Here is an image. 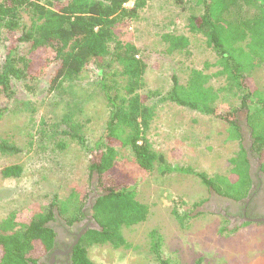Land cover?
I'll list each match as a JSON object with an SVG mask.
<instances>
[{"label": "rangeland", "instance_id": "obj_1", "mask_svg": "<svg viewBox=\"0 0 264 264\" xmlns=\"http://www.w3.org/2000/svg\"><path fill=\"white\" fill-rule=\"evenodd\" d=\"M140 1L137 17L121 31L120 39L133 43L147 64L142 93L156 94L147 101L154 115L146 137L166 164L143 170L129 151L117 147L116 165L130 178L135 198L147 205L148 214L144 221L122 228L125 246L91 245L87 257L96 264H161L159 259L168 264H264V224L230 221L226 197L208 189L195 174L179 170L226 176L232 168L230 159L242 145L247 150L251 146L239 98L224 89V76L213 66L215 53L202 35L191 34L186 27L188 17L201 14L203 8L194 0ZM244 10L245 15L255 12ZM23 20L28 21L25 14ZM165 33L186 36L188 46L166 52L161 38ZM8 43L0 44V62ZM190 69L202 70L208 84L219 91L217 113L237 110L241 140L230 138L228 124L218 117L161 100L172 86V76L184 84ZM53 70L49 64L32 80L11 78V96H0V139L20 149L0 152V170L8 164L22 168L18 177L0 175V220L12 215L21 224L51 208L53 227L71 231L66 222L70 212L61 215L51 204L69 199L85 213L78 223L90 218V204L100 189H95L96 176L88 171L89 149L105 129L108 108L93 70L51 91L48 80ZM250 78L253 86L264 89V62ZM72 123L83 144L68 136ZM153 236L160 238L159 259L152 250Z\"/></svg>", "mask_w": 264, "mask_h": 264}, {"label": "trees", "instance_id": "obj_2", "mask_svg": "<svg viewBox=\"0 0 264 264\" xmlns=\"http://www.w3.org/2000/svg\"><path fill=\"white\" fill-rule=\"evenodd\" d=\"M129 1L0 0V44L4 40L10 42L0 62V96H11V78L32 80L52 64L49 90H58L64 81L93 70L106 100L105 129L89 149L88 158V171L96 176L95 189H100L89 210L98 228H89L81 235L73 247L71 264H96L87 257L86 250L91 245L125 246L122 228L144 221L148 214L147 205L135 198L130 178L116 165L117 147L129 151L143 170L166 164L163 155L153 150L146 137L154 115L153 106L147 101L156 94L142 93L147 64L133 43L120 39L121 31L137 17L142 5V1L136 0L128 7ZM194 1L203 10L199 15L189 16L186 27L191 34L204 37L207 47L215 53L213 66L218 68L217 75L224 76V89L234 91L239 98L250 148L264 177V89L253 86L250 78V72L264 62V0ZM245 8L255 12L245 15ZM24 14L27 22L23 20ZM161 38L167 44L166 52L181 51L189 44L184 35L165 33ZM17 42L24 47L19 48ZM218 94L202 70L190 69L184 84L172 76V86L161 100L218 117L228 124L230 138L241 140L237 110L217 113ZM70 128L73 131L68 136L83 144V136L75 124ZM18 151L19 147L0 139L1 153ZM230 162L232 168L226 176L209 177L192 169L179 170L195 174L216 194L239 200L247 195L251 184L247 149L242 145ZM21 172V166L8 164L1 168L0 175L18 177ZM51 206L61 215L70 212L66 218L68 225L85 215L69 199L53 201ZM54 220L51 208L21 224L12 215L0 220V264H36L55 245ZM153 238L152 250L159 259L160 238Z\"/></svg>", "mask_w": 264, "mask_h": 264}, {"label": "flooded vegetation", "instance_id": "obj_3", "mask_svg": "<svg viewBox=\"0 0 264 264\" xmlns=\"http://www.w3.org/2000/svg\"><path fill=\"white\" fill-rule=\"evenodd\" d=\"M255 156V153L249 148L247 150V158L251 184L247 195L239 200L225 198L223 201L228 202L229 211L232 212V215L229 214L231 215L230 221L236 224L239 222H249L246 219H264V177L260 170L258 158ZM92 222L93 220L89 217L85 221L75 222L70 225L72 226L71 231H67L65 227L61 226L54 227L56 232L55 245L50 251L42 255L36 264H71L72 250L78 242L75 243V241L79 240L78 236L82 230L85 229L86 231L91 228L90 224ZM259 223L264 224V222Z\"/></svg>", "mask_w": 264, "mask_h": 264}, {"label": "water", "instance_id": "obj_4", "mask_svg": "<svg viewBox=\"0 0 264 264\" xmlns=\"http://www.w3.org/2000/svg\"><path fill=\"white\" fill-rule=\"evenodd\" d=\"M98 196V194L95 195V197ZM90 207H92V203L90 204ZM91 218V216H90ZM247 221H251V222H264V219L263 218H258V219H246ZM90 227L91 228H98V226L96 225V223L93 221L91 224H90ZM85 232V229L81 231V234ZM80 234V235H81ZM79 235V236H80ZM79 236H78V239H79ZM78 240L75 241V243L77 242Z\"/></svg>", "mask_w": 264, "mask_h": 264}]
</instances>
